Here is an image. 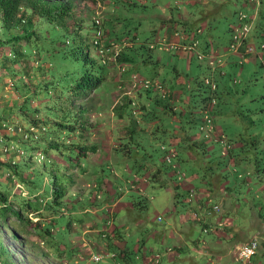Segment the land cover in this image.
Returning <instances> with one entry per match:
<instances>
[{
    "label": "rangeland",
    "instance_id": "374dc122",
    "mask_svg": "<svg viewBox=\"0 0 264 264\" xmlns=\"http://www.w3.org/2000/svg\"><path fill=\"white\" fill-rule=\"evenodd\" d=\"M72 1L74 4L73 13L69 16L68 27L82 23L81 32L85 34L93 29L90 25L94 17H99L107 34L105 44L108 55L112 57L115 55L118 58L124 53V60H111L109 68L105 65L102 66L98 59L91 64L90 61L85 60L81 51L74 53L69 44L64 48H51L50 51L37 50L36 48L26 51L31 58V64L34 62V60L32 61L33 57L37 58L35 66L42 77L37 92L29 97L34 98L33 101L28 99V103L24 102V106H22L23 109L29 110H33L34 104L37 107L36 112H32V115L37 118L38 124L33 126V122L28 121L21 113L20 105L23 103L19 104V102L22 93H18L17 88H13L12 85L17 82L18 87H24L22 81H19L22 79L23 71L18 70L15 74H13L14 71L8 72L7 64L9 62L4 58V55L10 51L7 46L0 47V119L3 122H8L0 127V160L10 163L13 160L21 163L27 162V168L23 172L25 177L32 175L36 170L40 172L33 176L35 181L31 188L36 190L34 192L13 175L11 168L0 169V180L7 182L5 189H8L9 199H29L31 201L37 197L49 198L52 196L53 184L55 182L63 183L66 187L65 198L68 201L64 209L65 213L57 211L58 214L55 216L56 222L52 235L55 241H58L56 246L52 245L54 241L52 243L48 241L49 237L40 236L29 222L20 223L10 214L5 217L4 221L0 219V238L14 253L17 262L19 264L114 263L113 257L109 256L95 263L88 258L89 253L84 248L86 245L83 242L94 244L88 237L90 233L92 234V230H96V220L100 217L90 211L91 206L97 207V202L92 198L90 191L76 193L80 187L71 179L76 176L75 173L71 172L70 176H67L70 172V164L76 163L74 160L75 150L64 147L63 143H69L72 140L85 142L83 135H86L91 127L98 126V124L88 120L85 125L84 114L86 113L88 119H94L92 108L100 100L103 104H101L100 114H110L111 104L117 98L127 95L135 100L134 105L130 103V107L128 103L120 106L124 109L128 131L120 138L118 136L115 138L119 143L112 150L111 158L103 161V167L108 168L110 165L118 168L127 165L133 169L137 164L143 163L148 166L152 162V164L156 163L160 166L163 172L171 170V163L176 160L175 157L172 161L163 159L166 150L161 147L159 141V138H164V128L161 125L166 127L165 132H169L172 127L177 128L180 134L199 136L198 140L203 138L205 132L199 129V124L202 122L200 121L202 116L200 111L204 103L203 98L208 94L209 89L207 86H198L197 81L190 78L197 76L203 78L204 74H208L210 79L217 83L218 90L223 89L221 100L215 104L212 113L215 122L222 126L226 136L232 137L230 138L232 140L241 141L243 144L241 147L230 150L231 156L236 159L235 163L230 164L227 152L224 155L220 154L219 150L226 147L221 142H215L216 148L208 157L202 155L201 147L198 146L194 147L197 151L191 158H188L189 156H186L183 151L178 152L179 155L176 158L177 161L179 159L180 165L173 170L176 177L184 171H187L186 176L190 177V168L195 166L197 170L199 169L198 175L210 178L217 172L220 175L223 174L224 172H221L220 168L225 171L228 169L220 178H230L232 181L236 180L238 184L241 183L235 187L239 193L235 200L239 202L241 208H234L232 211L237 215L236 222L238 220L241 223L247 222V228L250 231L248 233L247 230L245 239H250L257 229L255 218L253 226L248 227L252 208L258 214H264V193L259 190L260 186L257 183V181L264 180V177L256 180L258 167L261 168V175H264V170H262L264 168V49L260 48V42L264 41V0H259L258 5L257 0H201L204 3L201 4L198 1L200 5L197 3L186 5L185 3L187 19L182 21L176 16H178V11L183 9V7L181 8L183 0ZM254 13L256 18L253 20V26L250 27L256 30V32H251L254 37H249L244 43L235 40V44H237L235 49L231 46L230 27L237 21L240 14ZM172 14L176 17L175 19L180 20L178 30L185 29L187 33H194L198 40V45L193 49L182 50L185 54L181 56L175 53H177L176 48L179 43L188 44L184 35L182 37L180 34L178 36L177 34L170 35L168 28L164 29L162 25L167 19L166 16ZM61 32V29H58L52 31V34L57 35ZM163 33L168 35L167 39ZM71 35L72 33L68 31L66 34L62 33L58 38L60 40L71 39ZM84 36L89 41L90 38ZM179 38L182 40L180 41ZM113 39V42H109ZM248 44H251L253 49L247 58L230 54L243 53ZM50 45L53 43L50 42ZM169 45L171 47H168ZM83 46L84 49H89L92 55L96 52L89 44L83 43ZM218 49L223 50L222 53L225 55L214 59L213 54ZM186 53H189L188 57H186ZM196 53H209L211 58L204 60L202 59L204 56L198 58ZM188 58L190 59L188 60ZM121 64H124L125 71L120 69ZM27 70L29 77L33 79L31 82H34L38 77V74L33 72L36 70L32 67ZM88 72H103L107 78L96 89L86 91L84 74ZM133 73L151 79L152 82L154 80L162 81L167 90L172 89L169 91L170 94L168 93L170 99L163 95L162 90L153 89V84L149 86L151 88L148 91L138 87L132 80ZM8 74L12 75V79ZM32 74L33 76H31ZM122 75L129 78H125L120 82V85H117L115 80ZM187 81H189V86L185 84ZM26 84H30V82ZM139 90L141 95H138ZM163 96L168 97L169 104L176 108L175 113L165 107L166 99ZM11 99L14 100L13 103L11 102L9 110L5 105L9 104ZM72 101L77 105L76 113L70 112ZM141 103L145 104V109H142L141 114H138L137 109H140ZM87 105L89 109L85 108ZM128 107L134 109L136 114ZM78 109H81V112ZM178 109L185 111V118H180ZM173 117H178V119H171ZM75 118L80 122H78V128L72 131L69 128L58 126L74 123ZM152 120H157V122ZM53 137L58 139L59 148L44 151L43 146ZM81 156V161L87 166L99 159H104L94 153L90 154L88 158H84L83 154ZM227 162L229 166L226 167ZM94 165L91 166L94 168ZM106 173H108L107 169ZM124 175H126L125 172ZM90 187L88 188L90 189ZM155 190L159 191L160 186H147L135 195L133 194L137 208L120 211L116 213L115 217L113 215L116 223L124 222L125 224H121L123 227H121L120 234L130 248V257H127L126 260L121 259L126 264H142L141 252H132L135 243L138 242L137 238H143L144 247L146 250L148 249L146 256L150 254L149 247L151 246L160 250L165 249L158 243L162 237V231H159L155 237L149 238L151 231L159 229V226L163 225L168 213L164 211L165 205H161L162 196L155 194ZM167 199L170 201V195ZM243 200L248 202L243 204ZM92 201L96 203H91ZM217 211H220V207ZM22 212L32 221L37 219V216L27 209ZM158 213L164 215L160 220L155 217ZM135 216L137 217L135 218ZM138 218L143 220V225L140 227L134 224V220ZM39 219V221H45L41 217ZM197 227V236L204 238L206 232L202 231L200 226ZM115 237L117 236L115 235ZM101 238L102 236H99L98 239L93 240L100 243L110 240V236L107 235L103 238L104 240ZM255 238L258 246L248 263L259 264L260 262L264 264L262 235H256ZM118 240L120 239L118 238ZM74 246L81 252L80 254H75ZM156 257L157 261L154 264H159L158 260L163 257ZM236 262L242 264L239 259H236Z\"/></svg>",
    "mask_w": 264,
    "mask_h": 264
},
{
    "label": "crops",
    "instance_id": "0c3cea01",
    "mask_svg": "<svg viewBox=\"0 0 264 264\" xmlns=\"http://www.w3.org/2000/svg\"><path fill=\"white\" fill-rule=\"evenodd\" d=\"M183 1L184 2H181V8L183 7V9L178 11V16H176L179 17L181 21L183 19H187V16L185 15L187 13L186 5H191L194 3L200 5L198 1H200L201 4L204 3L201 0ZM176 17L173 14L171 16H166V21L162 23L164 29L168 28V34L170 35L177 34L178 36V34H180L181 37L182 35H184L186 43H190L192 39H189L186 30H178L180 20L175 19ZM250 17L252 19H255V13L250 14ZM163 34H165V37L168 36L166 35V33ZM249 37H254V34ZM249 37L247 39H249ZM194 39L197 40V38H193V40ZM179 40L181 41L182 38H179ZM113 41L114 39L109 42ZM181 45L182 44L179 43L176 48L177 53L175 54L178 56L185 54L182 50H188L182 49ZM196 45H198V40ZM262 49H264V47H262ZM222 52L224 51L221 49L216 50V53L213 54V58L217 59V57L225 55V53ZM186 54V57H188L189 53ZM230 54H235L241 58L240 53ZM249 55H251V53L246 54L244 57L247 58ZM207 58H211L209 53H205V56L202 59L207 60ZM125 78L129 77H123L122 75L119 79H116L117 81L115 80V82H117V85H120V82ZM13 100L14 99H11L10 103L5 105L6 109L10 108V104L11 102L13 103ZM122 100L123 96L121 98H117L114 103L111 104L112 108L110 109V114H100V108L103 105L100 102L101 100L92 108L94 112V119H88L86 113L84 114L86 118L85 124L88 120H90L96 122L98 126L91 127L86 132V135H83L85 137L84 143L96 145L95 150H86L83 156L84 158H88L90 154L94 153L99 157H104V159H99L96 162L90 164V166L84 164L83 161H81V158L78 160L74 159L76 163L70 164V172L69 174H67V176H70L71 172H74L76 175L75 177L71 178L72 181L76 182L78 187H80V189L76 193H87L90 191L92 192V198H94V201L97 202V207L91 206L90 211L100 217L96 220V230H92V234L90 233V236L88 237L89 240H91L94 244L83 242L86 245L84 248H86L87 252L89 253L88 258L90 259V253L97 251L115 252L116 255L112 258V260L114 261L113 264H115L116 261H122V258L126 260L127 257H130V248L128 246V243L126 240H123L120 234L122 229L121 227H123L122 225L125 224L124 222L116 223L113 215L115 217L116 213H119L120 211H129L134 207L137 208V206H135L136 202L133 200L134 196L132 195H135L147 186L158 185L160 186V190H155L156 192H154L155 194L157 193L162 196L161 205H165L164 211H167L168 213L165 216L163 225L159 226V229L151 231L149 234V238L155 237L159 231H162L163 234L161 239L158 240V243L160 245H163L165 249L160 250L151 246L149 247L150 254L146 256V252L148 251V249L146 250L144 247V242L142 240L143 238H137L138 242H136L138 244L135 243L132 252H141L142 264H154V262L157 261L156 256L163 257L162 259L160 258L161 260H158L160 262L159 264H237L236 258L234 256L235 248L239 244L249 240L245 239V234L247 233V230L248 233L250 231V229L247 228V222L241 223L240 220L236 222L237 215L232 211L234 210V208H241V206H239V202L235 200L238 197L237 194H239L238 191L235 190V187L237 185H241V183L238 184L236 180L232 181L230 178H220L221 175L228 171V169H226L225 171L223 168H220V171L224 172L223 174L220 175L219 172H217L214 173L210 178H205L201 174L198 175L197 172L199 171V169L197 170L195 166L190 168L191 178L186 176L187 171H184V179L178 178L176 177L173 170L174 168H178L180 165L179 159L177 161L176 158L178 152L183 151L186 156H189L188 158H191L195 156V151H197L194 147L198 146L203 148V145L201 146L200 143H197V145L193 144V146L189 145L188 143L190 141H186L185 138H183V136L178 132V129L173 128L171 132L174 134V136H172L171 139L175 144L179 142V145L177 148L176 145H173L175 147L174 150H176L175 156H173L175 157L174 159L176 160V162H173L175 164V167L171 166V170L163 172L160 166H158L156 163L152 164V162L148 166L143 163L137 164L133 169L129 168L127 165L118 168L110 165H108V168L103 167V161L111 158L112 150L116 148L117 144L119 143L117 140H115V138L117 136L118 138H120V136L127 134L128 131L127 119L124 118V115L118 113V111L114 109L118 104L120 106L123 104ZM137 113L141 114V109H137ZM180 118H185V115H180ZM171 119L177 120L178 117H173ZM153 122H157V120H154ZM161 126L162 128L166 129V127H164L163 125ZM215 126L217 132H222L224 134L225 143L229 144V148L231 150L232 148L234 149L236 147L242 146L241 141H235L230 139L232 137L226 136L220 124L216 123ZM190 136L192 140L199 137L194 135ZM207 140L210 139L208 138ZM208 144L209 145L205 144V149L208 150V152L202 154L204 157L210 156L211 153H213V150L216 148L215 143ZM223 150H219L220 154L223 153L222 155H224ZM227 154L229 155V151ZM173 157L171 161L173 160ZM228 162L229 164L232 162L235 163V157L229 155ZM228 162L226 167L229 166ZM91 165H94V168ZM106 169L108 170V173H106ZM124 172L126 175H124ZM262 177H264V175L262 176L261 172L256 170V180H260L262 179ZM249 182L251 181L249 180ZM257 183H259L260 186L259 190L264 193V180L262 179L261 182L257 181ZM83 184L84 186H82ZM250 185L251 184L249 183V186ZM88 187H90V189ZM190 187H192L195 192L191 197L189 196ZM168 195H170V201H167ZM125 196H129V198H126ZM96 202L92 201L91 203ZM247 202L248 201L243 200V204H246ZM212 203L218 204L220 207V211L213 209L212 206L210 207V204ZM253 209L254 208H252L251 211V221L248 227L253 226V220L255 218L257 229L255 228V234H253L251 238L256 237V235H262L264 241V214H258ZM98 212H100V214H98ZM107 214H110L113 219V236H110V240H108V242L106 243L96 242L94 240L98 239L99 236H102L101 240H104L103 238L106 237L103 236L101 227L105 221ZM163 216L161 217V219L163 218ZM136 217L137 216H135V218ZM155 217L157 220H160L157 218V216ZM134 224L135 226L140 227V225H143V220L141 218L135 219ZM205 225L208 228L205 231V234L207 236L205 235L204 238H200L201 236H197V226H200L202 228V231H204L203 227ZM115 235L117 237H115ZM118 238L120 240H118ZM74 250H76V255L81 253L75 246ZM107 257L108 256H104L100 261ZM259 264L261 263L259 262Z\"/></svg>",
    "mask_w": 264,
    "mask_h": 264
},
{
    "label": "trees",
    "instance_id": "16d2710c",
    "mask_svg": "<svg viewBox=\"0 0 264 264\" xmlns=\"http://www.w3.org/2000/svg\"><path fill=\"white\" fill-rule=\"evenodd\" d=\"M73 5L74 4L72 0H0V47L7 46L10 51V53H6L4 55V58L7 59V62H9L7 64L8 72L14 71L13 74H15L16 71L18 70L23 71V73L21 74L22 79L19 81H22V83L24 84V87L23 88L18 87L17 82H16L17 84L15 83V85L14 84L12 85H13V88H17L16 90L18 93L19 92L22 93L21 101L19 102V104L23 103L20 105L21 113L23 114V116H25L26 119H28V121L31 120L33 122V126H36L38 124L37 118L36 117L34 118V116L32 115V112H36L37 107H35V104H34L33 110H29L27 108L23 109L22 106H24V102L28 103V99L31 102L33 101L34 98H29V97L33 93L37 92V88L40 87L41 85L42 77H41L40 72L37 70V67L35 66V63L37 62L36 60L37 58L33 57L32 61L34 60V62L31 64L30 62L31 58H29L30 56H28L27 54L28 51H31L34 48H36L37 50L50 51L51 48L52 49H55L56 47L64 48L69 44L71 46V50H73L74 53H78L81 51L86 61H90L91 64H93L98 59V61L102 64V66L105 65L107 68H109L108 61L107 62L103 61L102 57L97 52L93 53L92 55L89 52V49H84L83 43H86L87 45L88 44L91 45L96 50L95 45L92 43V35H91L92 30H89L87 31V33L83 34L81 32L82 27H83L81 25L82 23L72 25L73 27L72 26L68 27L69 16H71L73 13ZM90 26L94 28L95 26L94 20H92ZM230 28H231V35H232V26ZM58 29H61L62 31L60 34H57V35H55L54 33L52 34V31H55ZM68 31L72 33L71 39L66 38L65 40H60L58 38L60 35H62V33L66 34V32ZM251 32H256V30L253 28L249 29L248 34H247L248 37L253 34ZM84 35L90 38L89 41L86 40V37ZM247 35L246 37H242L241 41L243 43L247 40ZM50 42L53 43V45H50ZM123 55L122 56L120 55L117 58V61L118 60L123 61L124 60ZM189 59L190 58H188V60ZM14 63H15V66H14ZM1 66L3 67L2 64ZM30 67L36 70V71H33L34 73L38 74V77H36L34 82H31L33 79L32 77H29V72L27 70ZM103 72L101 73L88 72L84 74L85 85L87 87L86 91L96 89L100 84H102L106 80L107 75H105ZM8 75H9V78L12 79V75L11 74H8ZM31 76H33V74ZM205 77H209V75L204 74L203 78H199L198 76L190 78V79H193L195 82L197 81L198 86H207L209 89L208 94L203 98L204 103L201 107L200 112H202V109L205 108L206 103L210 102L212 98L215 99V104L218 103V101L221 100V94L223 92V89L221 90L217 89L218 87L217 83H216V88H212L210 84L205 82ZM29 82L30 84H26ZM158 82L163 84V82L160 80H158ZM185 84L189 86L188 85L189 81H187V83ZM140 87L147 91L151 88L149 86L148 87L140 86ZM153 89L158 90V88L156 87H154ZM171 90L172 89H169V91ZM224 90L227 91V89H224ZM169 94L164 95V96L169 97ZM138 95H141L140 90L138 91ZM168 97H164L166 99L165 107L170 108L172 112L175 113L176 108L173 105L169 104ZM122 101H123V104H122L123 106L126 103H128L129 107H130V103L132 105H134L135 103V100L131 97H128L127 95L123 96ZM215 104H214V107L212 108L213 109L212 112H214ZM118 106L119 108H117ZM76 108H77V105L74 104L72 101V107L70 109V112L76 113V110H75ZM85 108L89 109L88 105ZM114 109L117 110L118 113H121L122 115H124V112H123L124 109H122L119 104ZM130 109L132 108H129V110ZM140 109L141 110L145 109L144 103L140 104ZM78 110L80 111L81 109H78ZM178 110H179L178 111L179 115L186 114L185 111H183L182 109H178ZM125 111H128V110H125ZM132 112H133V109H132ZM133 113L136 114V112H133ZM75 119L76 120L74 123H66V124H61V126L60 125L58 126L60 128H69L72 131L75 128H78L77 125H78V122H80L77 118ZM200 121L202 120L200 119ZM202 123L203 122L199 124V129ZM6 124H8V122H5V121L3 122V120L0 119V127L1 125H6ZM165 130L166 129L164 128L163 129L164 132L163 131L162 132L164 133V138L165 137L166 138L165 139L159 138V141L161 142V147L162 145L165 148L172 147L173 145H176V147H178L179 142L175 144L174 141H172L171 139V137L174 136V134L171 132L173 128L171 127L169 132H165ZM166 134H169V135L167 136ZM181 135L183 136V138H186L185 139L186 141L188 140L190 141L188 143L189 145L193 146V144L197 145V143H200L201 146L203 145V148H201L203 154L208 152V150L205 149V144H208V143L213 144L215 142H220L214 139H210L206 141L208 137H205L204 135L200 141L198 139L192 140L191 136L188 134L184 135L181 133ZM164 141L166 142L164 143ZM58 145H59L58 139L53 137L51 138L49 142H47L43 146V149L44 151H48L49 149H52V148L58 149L59 148ZM63 146L67 147L68 149L75 150L74 152L76 156L74 159H77V160L82 157L81 156L82 154H85L86 150H95L96 148L95 144H86L83 141L81 142V141H74V140H72L69 143H63ZM222 146L224 145L222 144ZM230 150L231 149L229 147L226 148V152L228 153L229 151V155H231ZM11 162L12 163L3 162L0 160V169L11 168L13 175L16 176L20 181L24 182L27 186H29L30 191L32 192L36 191L35 189L31 188L32 185H34V181H35L33 179V176L37 175L40 172L36 170L35 172L33 171L34 173L32 175L25 177L23 175V172H24V169L27 168V162L21 163L15 160ZM257 170L261 172V168H257ZM6 183L7 182L0 180V219L4 221L5 217L8 216V214H10V215H13L16 218V220L20 223L29 222L30 224L33 225L34 230L40 236L49 237L48 241H50V243L54 241L53 243L55 244L52 243V245L56 246L58 241L57 240L55 241L54 236L52 235L54 223L56 222L55 216L58 214L57 211H60L62 214L65 213L64 209L66 205L68 204V201H66L67 199L65 198L66 187L64 186V184L63 183L58 184L57 182H55V184H53L54 187H52V190H51L52 196H50L49 198L48 197H45V198L37 197L31 201L29 199H26V200L9 199L8 189H5L7 187ZM24 209H27L30 212H32L34 215H36L37 219L35 221H32L31 219H29V217L27 215H24V213L22 212L24 211ZM40 217L42 220H45V221L43 222L39 221ZM204 227H206V225ZM0 264H19L14 257V253L9 249V247L3 242L1 238H0Z\"/></svg>",
    "mask_w": 264,
    "mask_h": 264
},
{
    "label": "built area",
    "instance_id": "2783aa9c",
    "mask_svg": "<svg viewBox=\"0 0 264 264\" xmlns=\"http://www.w3.org/2000/svg\"><path fill=\"white\" fill-rule=\"evenodd\" d=\"M259 2V0H257V3ZM253 20L250 15H243L240 14L238 17V21L235 22L232 25V42H231V46H233L235 49L237 48V44H235V40L237 41H241L242 37H246V35L248 34V31L253 23ZM94 22H95V26L92 29L91 35H92V43L95 45L96 47V52L102 57V60L107 62H111V60H117L116 56L113 55L109 56L107 53V46L105 44V40L107 37V34L105 32V30L103 29L102 25H101V19L99 17H94ZM187 36L189 37V39H192V41L188 44H184L181 45L182 49H193L196 44H197V40L193 38L194 37V33H188ZM171 45V44H170ZM168 47H171V46ZM260 47H264V41L260 43ZM253 49V46L251 44L246 45L243 53H240L241 57L243 58L246 54H249L251 52V50ZM198 58H202L203 56H205V53H196ZM210 63H212L210 61ZM120 69L122 71L125 70V66L124 64L120 65ZM132 80L134 82V84L138 85V87L140 86H144V87H148L151 84H153L154 87L162 90L163 95H168L169 90L166 89V87H164L163 84H161L160 82H158V80H154L153 82L151 81V79H148L146 77L141 76L138 73H133L132 74ZM205 82L210 84L212 88H216V83L214 81H212L209 77H205ZM215 104V99L212 98L210 102H207L205 105V108L202 109V116H201V120H202V125L200 126L201 130H204L205 137H208L209 139H214V140H218L221 143H224V145L226 146L223 150V152H226V148L229 147V144L225 143V139H224V134L221 132H217L216 126H215V118L214 115L212 114V108L214 107ZM133 112H135V110H133ZM163 149H165V154L163 159L166 161H171L172 157L175 155V150L173 147H167L165 148L162 145ZM172 166H175L174 163H171ZM184 172L179 173L178 178L184 179ZM194 189L192 187H190L189 189V196H193L194 194ZM212 208L215 210L219 209V205L218 204H213ZM161 215L157 214V218L161 219ZM208 228L204 227L203 230L206 231ZM101 231L103 236H111L113 235V231H114V223H113V219L111 217V215L107 214L105 221L101 227ZM258 246V242L256 240L255 237L249 239L246 242H243L241 244H239L234 251V256L236 259H239L242 264H246L249 260V258L251 257V255H253L256 252V248ZM116 255L115 252H110V251H106V252H101V251H97V252H93L90 253V260L92 262H98L100 261L104 256H112L114 257ZM245 259V261H243ZM115 264H126L123 261H117Z\"/></svg>",
    "mask_w": 264,
    "mask_h": 264
},
{
    "label": "clouds",
    "instance_id": "9594fccd",
    "mask_svg": "<svg viewBox=\"0 0 264 264\" xmlns=\"http://www.w3.org/2000/svg\"><path fill=\"white\" fill-rule=\"evenodd\" d=\"M251 26H253V23H252V25ZM251 29V28H250ZM263 42V41H262ZM261 43V42H260ZM262 48V47H261ZM244 51V50H243Z\"/></svg>",
    "mask_w": 264,
    "mask_h": 264
}]
</instances>
